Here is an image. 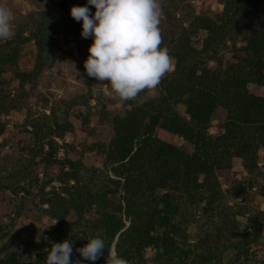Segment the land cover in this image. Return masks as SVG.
Returning <instances> with one entry per match:
<instances>
[{
	"label": "rangeland",
	"instance_id": "rangeland-1",
	"mask_svg": "<svg viewBox=\"0 0 264 264\" xmlns=\"http://www.w3.org/2000/svg\"><path fill=\"white\" fill-rule=\"evenodd\" d=\"M222 3L223 0H163L161 46H166L170 55L184 51V56L191 48L202 51L206 32L197 27L199 17L216 20ZM0 4L10 8L14 16V36L0 40L1 60L13 61L12 65L0 64V121L4 123L0 133V264H11V255L16 264H46L51 244L65 239L72 240L73 261L92 264L76 249L90 237L103 239L99 224L102 212L119 216L125 225L129 223L122 214L123 179L110 172L111 161L104 159V151L111 147L112 115L122 117L138 103H121L110 86L105 88L84 69L92 39L82 38L76 29L79 22L72 19L69 10L76 5L95 11L87 0H0ZM247 8L244 18L242 15L226 24L210 42L208 58L202 56L209 69L229 74L240 64L247 37L263 25L257 24L255 17L259 21L264 17V0H249ZM246 86L250 93H262L258 85ZM161 87L162 84L142 92L145 103L154 100ZM10 105L14 109L8 108ZM174 109L187 117L183 102L175 103ZM154 113L151 111L144 121ZM224 119L225 111L217 107L205 132L211 136L222 134ZM153 127L146 129L147 133L192 153L191 144L157 124ZM68 165L77 182L61 174L62 169H69ZM197 179L200 183L203 176ZM208 180L218 188V199L207 189H201V199H194L199 187L190 191L193 201L179 186L171 191L170 201L176 210L170 223L179 225V230L178 235H168L186 257L181 260L176 254H162L158 258L159 249L156 253L154 248L145 247L142 258L137 262L130 259V264H207L200 259L219 250V260L208 264H264V148L257 149L256 167L252 170L246 169L241 159L232 157L229 168L216 169ZM106 188L117 191L105 194L102 208L93 203L80 218L72 209L66 212L62 225L65 232L56 239L52 232L55 224L50 225L55 220L43 210L48 205L62 209L63 203L76 200L86 191L98 193ZM163 228L169 231L168 226L159 229Z\"/></svg>",
	"mask_w": 264,
	"mask_h": 264
},
{
	"label": "trees",
	"instance_id": "trees-1",
	"mask_svg": "<svg viewBox=\"0 0 264 264\" xmlns=\"http://www.w3.org/2000/svg\"><path fill=\"white\" fill-rule=\"evenodd\" d=\"M248 2L223 0L216 20L208 16L199 17L197 27L206 32L202 51L191 48L186 50L187 55L184 56V51L172 53L174 71L162 79L160 94L147 103L133 105L122 117L112 115L113 137L110 139L111 147L104 151V159L111 161L110 172L113 176L123 179L120 184L122 214L129 218V223L125 225L119 216L102 212L99 224L106 242L105 251L92 264H105L107 249L112 242V247L126 260L139 261L145 247L160 252L158 258L162 254H176L178 259H184L186 255L181 247L179 244L176 246L172 236L168 235L169 232L173 236L174 233L178 235L179 230V225L170 223L176 210L170 201L173 198L171 191L179 186L182 193L192 200L191 189L195 191L199 187V195L194 199H201V189H207L211 196L218 199V188L208 180L216 169L229 168L232 157L244 161L248 170L256 167L257 149L264 148V17H260V21L255 17V22L263 25L251 31L241 48L243 56L240 64H236L231 73L221 74L218 69H209L202 59L203 55L208 58L206 50L210 42L216 40L226 24L248 14ZM76 29L81 31L80 22ZM193 53L196 55L192 56ZM2 62L12 65L13 61L0 58V64ZM247 83L258 85L263 89L262 93H250ZM178 101L183 102L187 117L174 109ZM217 107L225 111V119L221 123L223 133L211 136L205 129ZM8 108L14 109V105ZM151 111L155 113L145 122L144 118ZM154 124L191 144L192 153L147 133L146 129H153ZM3 128L4 123L0 121V133ZM68 164L71 163L68 161ZM68 167L65 171L62 169L61 174L77 182L75 173ZM198 175L203 176L200 183ZM116 182L119 183L118 180ZM169 187L172 188L168 193ZM157 189L162 192L157 193ZM115 191L117 189L109 188L105 191L101 189L98 193L86 191L76 200L63 203L62 209L57 205H48L43 211L57 220L52 231L55 238H61L65 232L62 225L68 210L72 209L80 218L82 211L93 203L102 208L105 194ZM164 226H168L169 231L159 229ZM219 256L220 250L210 252L200 262L215 263ZM10 261L16 264L13 255Z\"/></svg>",
	"mask_w": 264,
	"mask_h": 264
},
{
	"label": "clouds",
	"instance_id": "clouds-1",
	"mask_svg": "<svg viewBox=\"0 0 264 264\" xmlns=\"http://www.w3.org/2000/svg\"><path fill=\"white\" fill-rule=\"evenodd\" d=\"M87 4L95 11L76 5L69 10L72 19L81 23L82 38L92 39L89 55L83 62L87 75L105 88L110 86L121 103L136 101L142 105L146 98L141 93L156 89L174 71L169 49L161 46L163 0H87ZM13 21L11 9L0 4V40L7 41L14 36ZM72 251V240L52 243L46 264H82V260H72ZM76 251L84 260L95 262L105 251V240L90 237ZM105 264L130 262L112 247Z\"/></svg>",
	"mask_w": 264,
	"mask_h": 264
}]
</instances>
